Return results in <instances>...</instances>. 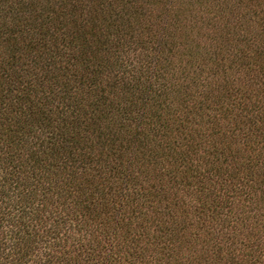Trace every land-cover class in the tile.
<instances>
[{"label":"trees","instance_id":"obj_1","mask_svg":"<svg viewBox=\"0 0 264 264\" xmlns=\"http://www.w3.org/2000/svg\"><path fill=\"white\" fill-rule=\"evenodd\" d=\"M0 264H264V0H0Z\"/></svg>","mask_w":264,"mask_h":264}]
</instances>
